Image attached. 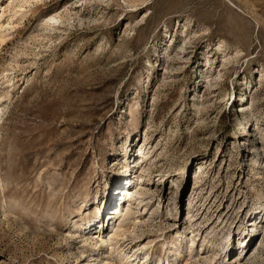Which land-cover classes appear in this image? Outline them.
Masks as SVG:
<instances>
[{"label":"rangeland","instance_id":"374dc122","mask_svg":"<svg viewBox=\"0 0 264 264\" xmlns=\"http://www.w3.org/2000/svg\"><path fill=\"white\" fill-rule=\"evenodd\" d=\"M23 11L0 46V75L10 73L0 76V99L9 94L0 116V264L97 255L69 231L100 219L107 229L118 202L104 201L116 200L115 179L144 143L154 149L145 174L162 185L150 195L162 203L153 226L163 232L149 234L153 257L164 258V239L189 228L193 193L199 231L219 253L211 248L210 264L230 237L239 254L238 234L264 208V0H43ZM56 14L70 18L49 40L43 20ZM112 252V264H132L121 241Z\"/></svg>","mask_w":264,"mask_h":264},{"label":"bare ground","instance_id":"6f19581e","mask_svg":"<svg viewBox=\"0 0 264 264\" xmlns=\"http://www.w3.org/2000/svg\"><path fill=\"white\" fill-rule=\"evenodd\" d=\"M42 1L43 0H0V19H2L5 16V13L8 11L11 14L10 16H7V25L5 27L0 24V46L2 45L3 47V44L12 36V30L14 29L15 25H19L20 22L24 19L25 14L23 9L26 8V6L34 5ZM84 1L86 2L87 0H80V2L82 3ZM90 9L92 10V12L98 11L97 7L94 8L93 6H91ZM88 14H90V12ZM45 18L47 20L46 19L43 20L42 31L47 32L49 34L48 35L49 37L47 38L51 40L52 39L51 33L60 30L58 25L63 24L64 23L63 21L65 19L68 20L67 18H70V16L69 15L62 16V14L60 15L56 14V15H49ZM87 18H88L87 20H90V17ZM83 21L84 19L81 18L80 22L82 23ZM64 31L66 32V30ZM60 38L61 36L59 37V39ZM15 59L12 60V64ZM12 64L10 66H12ZM165 64H167V62ZM169 68L170 67H167L166 69ZM9 74L10 73L8 74L4 73L3 75H0L1 80L4 81L5 79H9ZM203 77H206V75L204 74ZM8 95L5 94L1 95L0 116L4 115V113L7 112L8 107L4 106L3 101L8 98ZM143 145L145 146V143L142 144V148L139 149L138 156L136 157V161L130 164L129 166H127L125 170L121 172L120 177H117L115 179V184L118 186L117 189L121 188L119 190L118 195L116 196V200H114L113 194L110 193V196H108L104 201L103 208H109L111 206L113 207L114 204L117 205L118 202V206H117L118 210H116V213L115 214L113 213L114 208H112L111 213L108 212L107 214L110 215L108 216V220L106 221L107 229H105V220L101 221V219L94 223L91 222L84 224L79 223V225L77 223L75 225L74 223L73 227H75V229L74 230L70 229L69 231L70 238L74 239L77 237L78 239H81L82 240L81 244L83 245L82 248L84 250L87 245L93 248V250L95 248L96 249L98 248L99 250V253L95 256L90 254L89 256L85 257L83 251L77 253L78 254L77 258L80 257V259H83V261H81L80 264H112L113 262L112 259H111L112 262H109L110 259H108L107 257L110 256L107 255L108 254L110 255V253L113 251V249H115V247H117L120 241L122 242L123 247L125 249L127 248V250L129 251V254L131 255L130 259H132V264L133 263L134 264H177L176 261L177 258H181V257H187V261H191V264H200V262L203 260L205 264H210L212 261V257H211L212 254L210 255V257H206V255L210 254L211 248L212 251L216 254L215 255L216 257L217 255H219V253L217 254L216 250H214L215 244H212V239L209 238L211 236V233L207 234L206 232L207 230L205 231L206 232L205 234L204 231L203 232H201V230L199 231L198 227H200V225L203 223L202 222L201 224L197 223L201 219V218L197 219L198 210L196 209L195 206L196 200L198 199L199 196H197V194L194 193H193L194 196L192 197L193 199L189 201L190 209H188L187 211L188 216L184 222L185 223L184 225H188L189 228H186L187 230L183 232L181 231L182 229L180 230L179 228V230L175 231V235H176L175 237H173L172 239L170 238V240H168L167 238L164 239V242L160 244L161 245L160 250L161 252H164L163 253L164 258L158 256L153 257V253L151 252V250H152V246L154 245L155 239H151V237H149V234L163 232L162 229L159 228V226L157 228L153 226V223H155L156 220H159L161 217L160 216L158 218V213H159V209L162 206L161 205L162 203L157 200L156 201L154 200L155 202L151 203L153 196H151L152 197L151 198L150 195L152 193L161 195L162 185L155 187V183H153L152 176L150 174L146 175L147 173L145 174V172L147 171L149 172L150 170V165H148L147 162H145V160L149 157H151L152 159V154L154 153L153 152L154 149H152L151 147L150 150L147 149L143 150ZM157 157H160V155ZM253 162L256 165L259 164V162L256 160H253ZM198 170H199L197 172L198 176H202L201 174H203V167L199 166ZM132 173H134V177ZM171 185H174L177 191L179 190L177 183L171 181ZM169 199L171 201L172 200L174 201L173 208L175 209L176 212V214H174L175 215L174 224L178 225V223L181 222V221L178 222L180 216V211L177 210V207L179 206L178 195L174 194V196L169 197ZM155 203L157 204V207H155ZM260 209L261 206L255 210L256 212H253L254 214L252 216L254 217L253 220L250 221L254 222V224L249 226L250 230H244L238 234L239 239L237 240V243H240L241 245V248L239 250L240 253L239 258L237 257L236 261L234 262L232 261L235 258V256L238 254V252H236V254L233 255V252L235 250L234 243L236 241L231 243V239H230L231 237H230L228 240L229 242L228 246L223 250L224 251L223 259L219 264H262L263 263L264 250L260 249V247H257V243L258 240H260V245H264V237H262V239L259 237V239H257L254 242V244H252L253 240L257 238V234L259 233V230H261L260 228H263L264 230V208L263 210L259 211ZM99 211L102 210L100 209ZM221 218L218 219V222L219 220H222ZM227 221L228 219L226 220V222ZM223 222L224 221H222V223ZM142 224H144L146 228H149V230L152 229L153 231L150 230L149 233L145 232L144 229L146 228L143 229V227L140 226ZM127 226H129L128 229L126 228ZM251 237H253V239H251ZM249 240L251 241L250 243H248ZM206 243L207 244L211 243V245L210 246L208 245L209 247H207L205 245ZM251 244L253 245V247L249 249ZM72 251L73 250L70 249L71 253ZM212 256L214 257V254ZM200 257L203 258V259L201 258V261L199 260Z\"/></svg>","mask_w":264,"mask_h":264},{"label":"built area","instance_id":"2783aa9c","mask_svg":"<svg viewBox=\"0 0 264 264\" xmlns=\"http://www.w3.org/2000/svg\"><path fill=\"white\" fill-rule=\"evenodd\" d=\"M239 256H240V253L238 254V256H237V257L239 258ZM237 257H236V259H237Z\"/></svg>","mask_w":264,"mask_h":264}]
</instances>
